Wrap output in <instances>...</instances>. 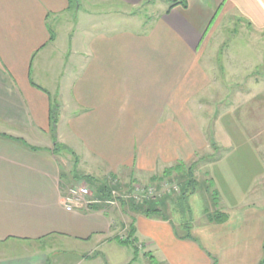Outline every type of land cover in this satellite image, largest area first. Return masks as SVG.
I'll list each match as a JSON object with an SVG mask.
<instances>
[{
    "label": "crops",
    "instance_id": "obj_1",
    "mask_svg": "<svg viewBox=\"0 0 264 264\" xmlns=\"http://www.w3.org/2000/svg\"><path fill=\"white\" fill-rule=\"evenodd\" d=\"M96 1L137 8L147 0ZM178 2L144 35L94 38L90 52L76 63L70 50L57 46L58 18L72 0H0V120L5 123L0 131V248L12 244L15 252H1L0 264H106L85 258L86 252L70 254L55 243L43 247L53 240L82 246L99 241L100 248L117 253L110 264H134L138 257L133 261V249L116 242L133 222L138 246L152 250L161 264L263 261L264 233L258 235L256 220L242 208L264 177V163L232 117L223 124L234 132L236 149L206 173L227 222L209 220L212 212L205 205V221L192 223L194 232L185 237L172 221L159 217L120 216L96 206L68 212L64 205L73 184V174L63 171L68 163L77 167V177H115L126 185L192 162L193 149L205 148L209 141L196 127V107L202 115L209 105L195 102L210 85L201 65L203 45L225 21L264 32V0ZM68 65L75 68L70 74ZM53 69V74L61 72L55 91L42 78ZM55 103L59 117L54 125ZM9 123L17 130L53 133L55 142L32 141L29 132L8 129ZM32 244L38 247L26 253Z\"/></svg>",
    "mask_w": 264,
    "mask_h": 264
},
{
    "label": "rangeland",
    "instance_id": "obj_2",
    "mask_svg": "<svg viewBox=\"0 0 264 264\" xmlns=\"http://www.w3.org/2000/svg\"><path fill=\"white\" fill-rule=\"evenodd\" d=\"M177 1L182 0H147L137 8H129L114 4L101 5L96 0H72L68 12L58 18L59 41L57 46L63 47V51L70 50L75 62H80L83 52L87 54L90 50L88 44L94 41V38L103 34L113 37L125 32L144 35L147 30L150 31L155 21L167 13L170 6ZM213 28L212 25L209 34ZM201 65L210 80V85L206 88L208 90L202 92L195 99L197 104L198 102L204 104L203 100L206 103L209 102L210 105L204 106L202 115L196 107V111L199 113L196 118V127L201 132L203 139L207 137L209 140L205 148H194L193 150L197 151L193 161L181 164L183 165L181 168L177 165L180 169H175L168 175L161 172L157 176H149V179L132 181L126 185L115 177H107L102 180L88 176L77 177L76 172L78 173V171H75L77 167L73 164L72 168L68 163L63 171L67 176L69 173L73 174L71 188L87 189L89 192L83 200L84 204H88L90 207H106L108 211H116L122 216L132 213L141 215L142 212L138 210L143 207L147 208L146 205L149 203L160 204L165 200L167 207L163 209V213L174 223L179 233L190 236L194 232L192 223L196 224L204 220L205 205L207 208H211L212 214L216 210L219 211L214 206L211 195L215 191L213 181L214 187L210 186L211 192L206 191L205 184L209 183L206 173L210 174V165L223 159L231 150L236 149L234 132L225 128L223 120L234 118L236 125L250 139L251 146L258 151L259 158L264 163V32L225 21L217 31V36L209 38L208 44L204 43ZM212 67L215 68V72ZM66 69L68 74L75 70L70 65ZM54 71L55 69L50 70L42 76L46 83L45 87L51 91H55V88L59 86L61 77L59 76L60 69L53 74ZM79 73L80 70L75 76V81L80 76ZM57 109L59 111V106L56 104L53 110ZM71 110L76 111L75 108ZM58 111H55L57 118L59 117ZM70 115L68 114V119ZM6 127L14 131L29 132L32 141L35 139L38 142H43L51 138L55 142L53 133L45 135L42 132L34 131V129L17 130V127L11 124H6ZM4 129L5 123L3 124L0 120V131ZM124 130L122 128V131ZM56 149L60 148L56 146ZM70 158L73 159V157ZM70 158L69 160H71ZM74 159L76 161L75 156ZM191 167L194 168L198 194L191 196L189 200L192 215L187 213L183 218L178 214V211L176 212V200L185 188ZM104 186L107 187L108 192L101 194L100 191ZM158 208L162 209V205ZM242 211L250 213L249 216L256 220V227L260 230L258 235L261 237L264 233V177L257 181ZM129 221L131 222V220ZM184 225L185 227H182ZM126 238L127 234L120 236L119 240L124 241ZM54 243L59 248L63 246V251L74 253L75 256L77 253L80 255L82 252H86L84 257L87 259L88 257L101 259L106 264H110L111 260L112 262L116 260L117 253L111 247L100 248L99 241L97 244L87 243L82 246L73 241L56 242L53 240L46 242L43 247L47 249L49 246H45L46 244ZM136 245L139 254L134 264H161L159 257L155 256L152 250H145V248L142 250L141 245L138 246L137 243ZM37 247L34 244L31 247L27 245L26 248L30 249L26 253L32 254V251H35ZM10 248H12V244L1 247L0 253L13 255L15 252ZM246 249H249L248 252H252L253 247H246ZM261 253L260 255L264 256V248H261ZM151 256H153V260Z\"/></svg>",
    "mask_w": 264,
    "mask_h": 264
},
{
    "label": "trees",
    "instance_id": "obj_3",
    "mask_svg": "<svg viewBox=\"0 0 264 264\" xmlns=\"http://www.w3.org/2000/svg\"><path fill=\"white\" fill-rule=\"evenodd\" d=\"M183 2H181V4ZM178 4H180L178 1L174 2L172 4V6H170L169 10H171L174 6H176ZM183 4H184V6H186L185 3H183ZM55 111H58V109L57 110H53V115H52L53 124H56V122H57V116L55 115ZM56 146H58V145H55V150H57ZM182 166L183 165L179 164L180 168ZM179 167L176 166V168L167 169L166 171H164V173L168 175V174L171 173V171H174L175 169L176 170L180 169ZM193 170H194V168H192V167H191V169H189V177H188V179L186 181L185 188L182 190V194L180 195V197H178L177 200H176V205H177L176 212L178 211V214L181 215V217H183V218H185L187 213L191 214V210H190V206H189V199H190V197L192 195H194V194H196L198 192V184H197V180H196V178L194 176ZM209 183L205 184L207 192H211V189H212L211 187L213 186L212 182L209 181ZM102 189L103 190L100 191L101 194L108 192V190H106L107 187L104 186V187H102ZM211 195L213 197L214 206H216V208H218L219 195H218L217 191L216 190L213 191V194H211ZM164 201L165 200H163L160 204H153V203L151 204V203H149L148 205H146L147 208L144 209V207H143L141 210H138V211L144 213L143 215H145V216L159 217V218H162L163 220L170 221L169 217H167L163 213V211H164L163 209H165L167 207V205H166L167 202L165 203ZM161 205H162V209L158 208ZM210 209L207 208V212L208 211L210 212ZM137 214H140V213H137ZM208 215H209V218H210L211 221L218 222V223H225L229 219L228 216H226L225 214H223V213H221L220 211H217V210L213 214H208ZM182 227H185V225L182 226ZM135 234H136V230H135L134 222H133V223H131V225L129 227V231L127 233L126 240H124V241L123 240H119V239L116 240V242L119 245L133 249L134 255H135L133 261L136 260V258L138 257V253H139V251L137 249L138 247L136 245L137 240L135 238ZM187 236H189V235H187ZM151 258L153 260V256H151ZM260 264H264V259H263V261Z\"/></svg>",
    "mask_w": 264,
    "mask_h": 264
},
{
    "label": "built area",
    "instance_id": "obj_4",
    "mask_svg": "<svg viewBox=\"0 0 264 264\" xmlns=\"http://www.w3.org/2000/svg\"><path fill=\"white\" fill-rule=\"evenodd\" d=\"M89 194L87 189H75L70 188L66 195L64 200L65 208L68 212L74 211L75 208H86L89 209L90 205L84 204L83 200L86 198V196Z\"/></svg>",
    "mask_w": 264,
    "mask_h": 264
}]
</instances>
